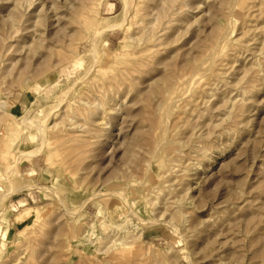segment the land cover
<instances>
[{"label": "rangeland", "instance_id": "1", "mask_svg": "<svg viewBox=\"0 0 264 264\" xmlns=\"http://www.w3.org/2000/svg\"><path fill=\"white\" fill-rule=\"evenodd\" d=\"M0 37V264H264V0H0Z\"/></svg>", "mask_w": 264, "mask_h": 264}, {"label": "bare ground", "instance_id": "2", "mask_svg": "<svg viewBox=\"0 0 264 264\" xmlns=\"http://www.w3.org/2000/svg\"><path fill=\"white\" fill-rule=\"evenodd\" d=\"M125 1V3H126V0H124ZM18 4V3H17ZM234 4V3H233ZM19 6V5H18ZM168 7H169V5H168ZM19 9V8H18ZM52 9V8H51ZM127 9V8H126ZM12 10H13V8H12ZM37 12V11H36ZM190 12V11H189ZM24 13V12H23ZM57 13V12H56ZM59 13V12H58ZM123 13H125V12H123ZM47 14V13H46ZM60 14V13H59ZM228 14V13H227ZM48 15H49V13H48ZM74 15V14H73ZM37 16V15H36ZM35 16V17H36ZM55 17V16H54ZM57 17V16H56ZM17 18V17H16ZM23 19V18H22ZM35 20V19H34ZM171 20V19H170ZM16 21H17V19H16ZM227 22V21H226ZM10 26H13V25H15V21L13 20H11L10 22ZM120 23V22H119ZM230 23V22H229ZM5 24V23H4ZM20 25V24H19ZM18 25V26H19ZM122 25V24H121ZM6 26V25H5ZM36 26V25H35ZM114 26V25H113ZM20 27V26H19ZM228 27L230 28V26H229V24H228ZM115 28H116V26H115ZM19 29V28H18ZM116 29H118V28H116ZM225 30H226V28H224ZM33 30V29H32ZM225 30H222L224 33H225ZM227 30L229 31V29L227 28ZM226 30V32H228ZM231 30V29H230ZM16 33V32H15ZM37 33V32H36ZM223 34V33H222ZM27 35V34H26ZM38 35V34H37ZM225 35V34H224ZM22 36V35H21ZM220 37V40H221V37H224V36H221V34L219 35ZM226 36V35H225ZM1 38V37H0ZM39 38V37H38ZM225 38V37H224ZM2 39V38H1ZM142 39V38H141ZM40 40V39H39ZM140 40V39H139ZM219 40V41H220ZM224 40V39H223ZM27 41V40H26ZM95 41V40H94ZM149 41V40H148ZM218 41V42H219ZM29 42V41H28ZM27 42V43H28ZM144 42V41H143ZM221 42H222V40H221ZM4 43V42H3ZM3 43H0V44H2V47L5 45V44H3ZM36 43V42H35ZM144 44V43H143ZM219 44H221V43H219ZM94 46H95V44H94ZM215 46V45H214ZM217 47V46H216ZM216 47H214V48H216ZM1 48V47H0ZM5 48V47H4ZM32 48H33V46H32ZM37 48V47H36ZM39 48V47H38ZM96 49V48H95ZM2 50V49H1ZM24 50V49H23ZM216 50V49H215ZM218 50V49H217ZM1 52V51H0ZM6 53V52H5ZM210 53V52H209ZM2 56V55H1ZM208 56L209 55H207V58H208ZM3 57H5V56H3ZM77 57V56H76ZM206 57V56H205ZM2 58V57H1ZM210 58H212V56H210ZM207 60H209V58L207 59ZM213 60V59H212ZM206 61V60H205ZM211 63H212V61H211ZM202 64V63H201ZM200 64V65H201ZM259 64V63H258ZM198 65V64H197ZM196 66V65H195ZM211 66H213L212 64H211ZM259 66H261V65H259ZM200 67V66H199ZM199 67H196V68H199ZM210 67V66H209ZM193 68V67H192ZM200 68H203L202 67V65H201V67ZM195 69V68H194ZM259 69H260V67H259ZM190 70V69H189ZM203 70V69H202ZM201 70V71H202ZM211 70V69H210ZM195 71H197V70H195ZM196 73V72H195ZM194 73V74H195ZM188 74V73H187ZM192 74H193V71H192ZM193 74V75H194ZM223 75H225V74H223ZM189 76H191V79H192V75H191V73L189 74ZM197 76V75H196ZM202 77V76H201ZM195 78V77H194ZM200 78V77H199ZM194 80V79H193ZM197 80V79H196ZM188 81V80H187ZM190 81V80H189ZM193 83H195V82H193ZM189 84V83H188ZM187 84V85H188ZM245 84V83H244ZM180 86V85H179ZM192 86H194V85H192ZM186 87H189V85L188 86H186ZM185 87V88H186ZM238 89V88H237ZM191 90H192V87H191ZM238 90H240V89H238ZM242 90H244V88L242 89ZM247 91V90H246ZM245 91V92H246ZM160 92V91H159ZM183 92V91H182ZM243 92V91H242ZM240 93V92H239ZM182 96H183V94H182ZM181 96V97H182ZM191 97V96H190ZM189 98V97H188ZM180 99H178V101H179ZM232 101V100H231ZM175 102H177V100H175ZM174 102V100L172 99H170V100H165V101H163V105H164V114H163V116H162V120H163V122L165 123V121L167 120V119H169L170 120V114H169V111H170V108H171V106L175 103ZM122 103V102H121ZM129 103V102H128ZM231 103V102H230ZM235 103V102H234ZM84 104V103H83ZM100 106V105H99ZM99 106H98V108H99ZM235 106V105H234ZM233 106V107H234ZM110 107V106H109ZM188 107V106H187ZM122 108V107H121ZM162 108V107H161ZM229 109H230V106H229ZM231 109H233L232 108V106H231ZM230 109V110H231ZM229 110V111H230ZM228 111H226V113L225 114H228L227 113ZM234 113V111H231V113ZM30 113V112H29ZM232 113V114H233ZM9 114V113H8ZM189 114H190V112H189ZM231 114L229 113V116H230ZM9 116H11V115H9ZM228 116V117H229ZM47 117V116H46ZM232 117H230V120H232L231 119ZM98 120H94V122H93V125L94 126H101V127H105L106 125H108L106 122H104V116H99V118H97ZM172 119V118H171ZM227 120H228V118H226ZM160 120V119H159ZM162 120H161V124L163 123L162 122ZM226 120V121H227ZM230 120H228V122H230ZM19 122H21V121H19ZM23 125H25V126H32L33 125V127L35 126V127H37V130L39 131V133L41 134V137H43V134H44V126H42V125H40V124H38V123H36V118L34 117V116H32V118H29V116H28V113H27V116H25V117H23V119H22V122H21ZM76 122H74V124H75ZM110 123V122H109ZM167 123V122H166ZM169 123H170V121H169ZM227 123V122H226ZM160 124V123H159ZM168 124V123H167ZM70 125H73V124H71L70 123ZM76 125V124H75ZM79 125L80 124H78V128H79ZM162 126V125H161ZM164 126H165V124H164ZM170 126V125H169ZM34 127V128H35ZM57 127V124L56 123H54L52 126H51V129H54V128H56ZM68 127H69V125H68ZM73 127H75V126H73ZM81 127V126H80ZM163 127V126H162ZM71 128V127H70ZM77 128V129H78ZM86 128V127H85ZM110 128V127H109ZM159 128V127H158ZM170 128V127H169ZM36 129V128H35ZM81 129V128H80ZM161 129V128H160ZM195 129V128H194ZM82 130H83V128H82ZM108 130V129H107ZM163 130H164V127H163V129L161 130V134L163 133ZM69 131H71V130H69ZM81 131V130H80ZM79 131V132H80ZM159 131V130H158ZM164 131H168V130H164ZM78 132V133H79ZM81 132H83V131H81ZM175 132H177V131H175ZM167 133V132H166ZM168 133H170L169 131H168ZM167 133V134H168ZM194 133H195V131H194ZM193 134V133H192ZM158 135V134H157ZM164 135H166L165 133H164ZM161 136L160 137V133H159V137H156V138H159V140L157 139V141H156V143L154 144V147L152 148V150L150 151V153H151V155H152V157L153 158H157L158 160H160V162L162 163V165L161 166H163V167H161L162 169L164 168V167H166L167 165H168V163L170 164V162H169V160L170 159H166V157H167V155L165 156V153H164V151H166V149H165V146H166V137L165 136ZM194 135V134H193ZM192 135V136H193ZM194 138H197V137H193V139ZM203 138V137H202ZM192 139V138H191ZM192 139V140H193ZM154 140H155V138H154ZM194 140H197V139H194ZM153 142V141H152ZM189 142V141H188ZM192 141H190V143H191ZM199 142V141H198ZM197 142V143H198ZM201 144V143H200ZM202 147V146H201ZM150 148H151V146H150ZM192 149V148H191ZM207 150H208V148H207ZM196 151V150H195ZM39 152H41V150L39 149V150H36V151H33L32 152V154H34V155H37V154H39ZM168 152V151H167ZM177 152H179V151H177ZM177 152H175V153H177ZM198 152V151H197ZM195 154V153H194ZM178 159L176 158V161H177ZM173 161H175V160H173ZM159 162V163H160ZM177 163V162H176ZM175 163V164H176ZM194 164V163H193ZM196 166V165H195ZM194 167V166H193ZM169 168H172V167H170V165H168V168L166 169V170H171V169H169ZM174 168V167H173ZM167 173V172H166ZM169 173V172H168ZM18 189H20V188H17L16 190H18ZM29 189H31V187L29 186V185H25V186H23L20 190H19V192L20 191H25V190H29ZM15 190V189H14ZM16 190H15V192H16ZM116 193V192H115ZM118 194H119V192H118ZM12 195H13V193H12ZM9 196V195H8ZM7 195H5V197H8ZM11 196V195H10ZM3 198V197H2ZM2 198H0L1 199V201H3L4 200V198L2 199ZM0 201V202H1ZM181 201H183V200H181ZM4 202V201H3ZM2 202V203H3ZM1 203V204H2ZM177 203V202H176ZM181 203V202H180ZM164 207H166V205H163ZM168 206V205H167ZM175 206H177V205H175ZM184 206V205H183ZM178 208V207H177ZM181 208V207H180ZM130 209V208H129ZM176 210V209H175ZM177 211V210H176ZM178 211H179V208H178ZM177 211V215L179 216V215H181V213L182 212H180V214H179V212ZM180 211H182V210H180ZM74 212V211H73ZM131 213V212H130ZM136 216V215H135ZM170 218V217H169ZM173 218V217H172ZM184 218H185V216H184ZM182 220V219H181ZM172 222V221H171ZM125 223V222H124ZM128 223H129V221H128ZM171 224V223H170ZM182 224V223H181ZM122 226V225H121ZM171 227H173V226H171ZM133 228H135V227H133ZM127 230V229H126ZM94 231V230H93ZM95 232V231H94ZM91 234V233H90ZM134 235V234H133ZM90 236V235H89ZM127 237V236H126ZM128 238V237H127ZM116 240H118V239H116ZM115 240V241H116ZM125 240V239H124ZM111 241V240H110ZM126 241V240H125ZM116 242H118V241H116ZM126 242H128V240L126 241ZM94 244V243H93Z\"/></svg>", "mask_w": 264, "mask_h": 264}]
</instances>
